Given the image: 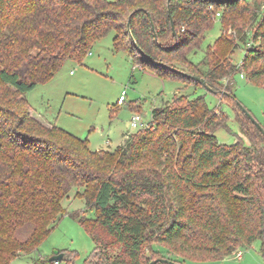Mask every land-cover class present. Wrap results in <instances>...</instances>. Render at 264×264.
<instances>
[{
    "label": "trees",
    "instance_id": "trees-1",
    "mask_svg": "<svg viewBox=\"0 0 264 264\" xmlns=\"http://www.w3.org/2000/svg\"><path fill=\"white\" fill-rule=\"evenodd\" d=\"M216 21L220 36L194 63ZM112 32L114 50L143 71L204 88L182 73L198 76L211 93L227 88L241 128L259 140L220 143L226 114L190 94L153 108L149 127L113 150H92L33 116L26 95ZM237 73L264 85L263 0H0V264L40 254L74 188L86 208L72 217L95 244L84 264L221 260L258 240L264 257V134L236 102Z\"/></svg>",
    "mask_w": 264,
    "mask_h": 264
},
{
    "label": "rangeland",
    "instance_id": "rangeland-1",
    "mask_svg": "<svg viewBox=\"0 0 264 264\" xmlns=\"http://www.w3.org/2000/svg\"><path fill=\"white\" fill-rule=\"evenodd\" d=\"M220 34L221 23L216 21L202 49L192 52L189 58L194 63H199L209 45L214 44ZM114 36L115 32H112L100 40L83 63L67 61L52 80L39 84L29 92L26 98L32 114L82 139H88L92 150H113L124 143L128 132L136 134L140 131L141 127L132 126L135 115L140 114L146 123H151L153 108L162 106L163 101L171 100L175 93L190 94L194 98L203 96L210 108L222 110L226 114L227 128H220L215 133L220 143L231 145L242 139L246 144H251L253 138L259 140L257 132L248 135L241 128L239 121L244 115L223 97L224 91L228 92L227 88L215 94L202 87L163 80L149 71H143L135 66L129 53L114 50ZM246 46H240L233 54L235 63L241 64ZM232 85L240 108L264 128V85L250 83L244 73H237ZM121 95H124L125 103L118 106ZM133 105H137L141 113L134 111ZM78 192L82 193V190L74 188L63 201L62 205L67 214L42 244L40 254L17 258L11 264H34L37 257L52 259L58 252L73 255L70 264H84V259L94 249L95 244L89 233L72 217L73 213L82 212L86 208V202L78 196ZM94 213L93 210L89 211L88 216L94 217ZM261 245L258 240L251 247L239 249L224 259L188 261L187 264H264ZM238 253H241V259ZM60 264L67 262L61 261Z\"/></svg>",
    "mask_w": 264,
    "mask_h": 264
},
{
    "label": "water",
    "instance_id": "water-1",
    "mask_svg": "<svg viewBox=\"0 0 264 264\" xmlns=\"http://www.w3.org/2000/svg\"><path fill=\"white\" fill-rule=\"evenodd\" d=\"M171 0H169L170 2ZM173 34L175 35L176 34V30H175V27L173 26ZM184 76L188 77L189 79L195 81V82H198L200 83L207 91L211 92V89L210 87L208 86L207 82L201 78V77H198V76H194V75H190V74H187V73H182ZM217 94V93H215ZM243 112L246 113V115L251 119V121L257 126V128L264 134V128L248 113L246 112L243 108H242ZM63 254H59L56 253L55 254V257H53L51 259V262L54 261V262H60L62 261L63 259ZM159 261H162V262H165V263H169V264H174L173 261H170V260H167V259H160V260H155V261H152L151 264H155Z\"/></svg>",
    "mask_w": 264,
    "mask_h": 264
},
{
    "label": "built area",
    "instance_id": "built-area-1",
    "mask_svg": "<svg viewBox=\"0 0 264 264\" xmlns=\"http://www.w3.org/2000/svg\"><path fill=\"white\" fill-rule=\"evenodd\" d=\"M124 102H125V97H124V95H121L119 100H118V104L123 105ZM149 125H150V123H146L140 114H137L134 116L133 121H132V126L134 128H138V127L145 128V127H149ZM237 255H238L239 259H241V257H242L241 253H238ZM56 264H59V262H56Z\"/></svg>",
    "mask_w": 264,
    "mask_h": 264
},
{
    "label": "crops",
    "instance_id": "crops-1",
    "mask_svg": "<svg viewBox=\"0 0 264 264\" xmlns=\"http://www.w3.org/2000/svg\"><path fill=\"white\" fill-rule=\"evenodd\" d=\"M34 116V115H33ZM36 117V116H35ZM37 119H39L38 117H36ZM41 121H44L45 123H47V124H52V125H56V124H54V123H52V122H50V121H47V120H45V119H40ZM58 126V125H57ZM60 127V126H59ZM130 133L128 132V134L126 135V137H125V140L127 139V136L129 135ZM97 151V150H96ZM56 263V262H55Z\"/></svg>",
    "mask_w": 264,
    "mask_h": 264
}]
</instances>
